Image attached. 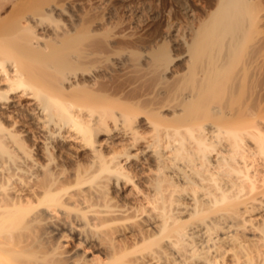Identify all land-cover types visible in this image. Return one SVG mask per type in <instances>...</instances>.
I'll return each mask as SVG.
<instances>
[{"label":"bare ground","instance_id":"6f19581e","mask_svg":"<svg viewBox=\"0 0 264 264\" xmlns=\"http://www.w3.org/2000/svg\"><path fill=\"white\" fill-rule=\"evenodd\" d=\"M92 1L0 0V264H264V0L185 7L143 61Z\"/></svg>","mask_w":264,"mask_h":264},{"label":"rangeland","instance_id":"374dc122","mask_svg":"<svg viewBox=\"0 0 264 264\" xmlns=\"http://www.w3.org/2000/svg\"><path fill=\"white\" fill-rule=\"evenodd\" d=\"M93 1L96 3H94L95 6L99 5L103 6V8H105V2L107 3L106 0ZM199 1L200 0H116L114 2L115 5L113 3V5L108 10L105 11L104 9L105 13L102 15L104 18L102 25L105 28L104 30L107 29L109 33L128 31L135 33V35L138 37L140 36L141 42H137L136 45H133V48H136L135 50L140 51V55L142 56L141 61L146 59V55H148L149 50H151L152 48H156L162 44H165L169 48L170 53L175 55L181 51L180 39L177 38H183V32L186 29H184V25L186 27L185 23L187 22L186 19L188 18L186 16L187 13L185 11V7H190V9H193V7H198L197 4ZM103 8L100 7V9L102 10ZM179 34H181V36ZM23 102V104L28 103V101ZM23 110L21 109V111H19L23 112V115L20 114L18 117H16L17 120L16 118H14V120L13 118H11L5 120V123L7 122L6 125L12 127V125L14 124L12 122L17 121L13 128L16 129V131L18 130V133L20 132V134L26 133L24 131V128L30 129V133L28 135L23 134L26 139V141L25 139L24 141L26 144H28H25L27 146L26 149H28L30 153L32 151V155L37 156L35 153H37V148H39V145L36 140L39 139L38 137L44 133V130L41 129V126L36 122V120L25 114V109ZM21 131L23 133H21ZM63 135L65 136V141L60 142L57 140V145L59 146L60 143H62L60 146H62L63 149L65 148L63 150L64 152H74L78 149V147H80L77 139L74 138L75 135L73 131H70V129L68 128L64 129ZM23 136L21 137L24 138ZM34 137L36 138L33 139ZM78 150H80V148ZM13 152L16 153L15 155L20 154L19 156H21L22 154L17 150H13ZM55 153L57 155L58 153H60V150L56 149ZM19 156H17L16 158L17 161L20 160L18 158ZM37 157H39L40 161L43 160L42 162H44L47 161L46 157L48 156ZM7 158L8 156L4 153L3 147L0 146L1 168L7 163L10 164V161L8 162ZM5 160L7 161V163L5 162ZM63 239L64 242H62L66 243L67 248L73 247L77 243V240L74 239L72 235L70 236L69 233L68 236H65V238ZM61 263L64 264V262H58L57 264Z\"/></svg>","mask_w":264,"mask_h":264}]
</instances>
